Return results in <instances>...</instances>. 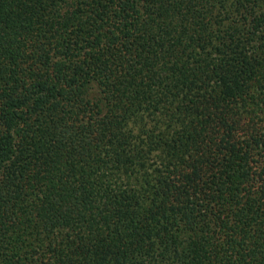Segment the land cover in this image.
<instances>
[{"label":"trees","instance_id":"16d2710c","mask_svg":"<svg viewBox=\"0 0 264 264\" xmlns=\"http://www.w3.org/2000/svg\"><path fill=\"white\" fill-rule=\"evenodd\" d=\"M0 264H264V0H0Z\"/></svg>","mask_w":264,"mask_h":264}]
</instances>
